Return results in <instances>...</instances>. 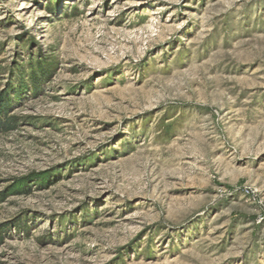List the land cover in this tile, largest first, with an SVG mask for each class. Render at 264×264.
Listing matches in <instances>:
<instances>
[{
  "label": "rangeland",
  "instance_id": "obj_1",
  "mask_svg": "<svg viewBox=\"0 0 264 264\" xmlns=\"http://www.w3.org/2000/svg\"><path fill=\"white\" fill-rule=\"evenodd\" d=\"M0 264H264V0H0Z\"/></svg>",
  "mask_w": 264,
  "mask_h": 264
},
{
  "label": "trees",
  "instance_id": "obj_2",
  "mask_svg": "<svg viewBox=\"0 0 264 264\" xmlns=\"http://www.w3.org/2000/svg\"><path fill=\"white\" fill-rule=\"evenodd\" d=\"M16 121V118H9L0 123V126H3L7 130H11L12 128H14V124L16 123Z\"/></svg>",
  "mask_w": 264,
  "mask_h": 264
}]
</instances>
